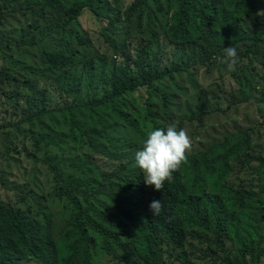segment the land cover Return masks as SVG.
I'll use <instances>...</instances> for the list:
<instances>
[{
	"label": "trees",
	"instance_id": "obj_1",
	"mask_svg": "<svg viewBox=\"0 0 264 264\" xmlns=\"http://www.w3.org/2000/svg\"><path fill=\"white\" fill-rule=\"evenodd\" d=\"M2 1L0 24L5 20ZM27 1L43 10L44 16L47 11L65 15L63 23L57 26L67 38L64 47L55 51L43 49L41 58L48 70L36 78L35 96L28 102L37 103L32 113L35 117L41 119L47 114L60 113L69 123L70 133L62 134L60 141L67 144V138L70 144L66 150L58 145L61 155L51 150L53 135L31 136L32 145L42 152L43 162L52 175L56 196L65 199L69 214L65 226L56 235L47 205L38 203L23 211L0 202V264H96L101 256L114 258L120 251L125 252L126 264H188L189 238L198 229L212 233L216 239L231 233L236 235L239 231L236 210L244 208L245 200L252 199L253 193L247 187L235 191L232 180H239L247 173L251 178L259 174L254 164H263L264 149L254 142L257 131L260 133L258 128L242 130L209 149L186 154L187 163L173 173L172 180L166 181L160 192L153 189L148 198L119 196L105 186L122 182L125 188L136 191L140 186L147 187L144 182L141 184L138 168L133 167L134 153H129L121 144L125 135L141 133L134 119L135 107L132 110L128 96L142 86L152 87L161 92L168 108V96L157 88V83L165 78L173 79L175 72L184 67L181 63L165 69L146 65L144 57L149 43L144 39H138L136 46L131 42H128L130 46L121 44L118 52L115 46L118 61L108 64L93 58L79 64H84L91 77L89 86L98 75L99 85L103 84L106 91L101 98L76 103L73 93L82 87L83 77L77 74L76 51L67 28L93 14L103 23L100 33L104 35L102 29L108 28L109 21L93 12L92 0ZM138 1L127 9L126 18L135 15L140 2L146 4L145 0ZM168 6L172 10V22L167 30L169 41L174 45L200 43L203 64L210 66L222 59L227 47L237 49L239 63L233 76L244 100L250 101L255 89L251 80L242 74L244 67L240 61H251L252 46L264 42V0H168ZM140 9L145 12L143 7ZM143 13H140L141 22ZM78 38L81 39L79 35ZM4 42H11L9 35H0L2 86L10 78L3 64ZM0 97L8 106L21 102L18 96L1 87ZM263 97L260 95L257 102ZM261 102L264 104V99ZM114 115L123 122L114 123ZM12 127L19 130L15 124ZM0 130L8 135L11 144L0 159L2 182L8 189L28 197L30 190L23 184L5 180L6 168L18 161L13 153L21 152L14 144L15 135L4 125ZM28 140L26 137L22 141V152L30 159L35 155L28 150ZM65 167H70L72 173H67ZM154 199L160 200L163 206L159 215H151L149 211ZM251 242L253 238L246 236L240 245L248 247Z\"/></svg>",
	"mask_w": 264,
	"mask_h": 264
},
{
	"label": "rangeland",
	"instance_id": "obj_2",
	"mask_svg": "<svg viewBox=\"0 0 264 264\" xmlns=\"http://www.w3.org/2000/svg\"><path fill=\"white\" fill-rule=\"evenodd\" d=\"M64 1L67 3L70 0ZM135 1L139 2L92 0L93 12L109 21L108 28L102 29L104 35L100 33L103 23L93 14L84 16L78 23H73L71 28H67L72 36L77 65L87 63L93 58L103 59L111 64L120 59L117 52L121 44L131 42L136 46L138 39H144L149 43L144 57L146 65H158L165 69L181 63L184 67V70L175 72L173 79L165 78L157 83V88L168 96V108L165 107L161 92L154 91L152 87L142 86L128 96L132 110L135 107L134 119L144 135L129 133L121 142L129 153H134L132 161H135V153L143 147L149 124L152 125V130L166 129L172 123H176L178 130L185 129L192 139L191 151L186 154L209 149L214 143L222 142L226 136L251 127L260 131L259 135L257 131L254 142L258 148L264 149V104L261 102L264 97L260 99V103L257 102L260 95L264 96V42L257 47L252 46L251 61H240L244 67L242 74L251 80L255 89L253 98L245 101L233 76L234 72H229L227 66L220 62L223 58L207 66L201 62L200 43L171 44L167 37V30L172 22V10L168 6V0H145L146 4L140 2L138 11L128 19L125 12ZM1 5L5 20L4 24H0V35H9L11 42H4L3 63L10 78L3 86L0 84V87L9 94L18 96L21 101L20 104L8 106L0 97V126L4 125L15 135L14 144H17L21 152L13 153L18 161L6 168L5 180L23 184L24 188L30 190V195L27 197L8 189L0 175V202L23 211L28 206L35 207L38 203L47 205L53 217L54 231L58 235L68 220L67 204L65 199L56 196L52 175L43 162L42 152L32 145L31 136L53 135L51 150L61 155L58 145L66 150L70 144L67 138V144L60 141L61 135L69 134L70 126L67 118L60 113L47 114L41 119L35 117L32 113L35 112L37 103L35 100L29 103L28 99L31 100L35 96L36 78L42 77L48 70L41 58L43 49L55 51L64 47L67 38L57 26L63 23L65 15L47 11V16H44L43 10L27 0H3ZM140 7L145 9L144 13ZM140 13H143L142 22ZM106 25L107 23L104 26ZM115 46H118L117 52ZM189 62H192L193 66H189ZM77 74L83 77V85L79 91L73 93L76 103L83 104L104 95L106 87L99 85L100 76L97 75L95 83L89 86L91 77L84 64L78 66ZM122 122L119 116L114 115V123ZM14 124L19 130L12 127ZM26 137L29 138L28 150L35 155L30 159L22 152V141ZM10 146L8 135L0 130V159L7 154ZM262 152L264 159V151ZM263 164H254L259 174H255L253 178L246 170L247 175L239 180H232L235 191H243L247 187L248 191L253 193L252 199L245 200L244 208L236 210V218L239 220L238 233L216 239L212 233L198 229L196 234L189 238L188 264H264ZM133 167H137L136 163ZM65 168L67 173H72L70 167ZM138 173L142 175V184L144 177L139 168ZM121 184L112 182L105 187L120 194L119 196L143 195L145 198H148L154 189L152 186H140L136 191ZM246 236L252 237L253 242L251 246L246 247L243 244L241 247L240 242ZM243 253L245 257L242 256ZM118 254L114 258L101 256L96 264H126L123 261L125 252L120 251Z\"/></svg>",
	"mask_w": 264,
	"mask_h": 264
},
{
	"label": "clouds",
	"instance_id": "obj_3",
	"mask_svg": "<svg viewBox=\"0 0 264 264\" xmlns=\"http://www.w3.org/2000/svg\"><path fill=\"white\" fill-rule=\"evenodd\" d=\"M220 62L227 66L229 72L237 71V49L232 46L225 48ZM148 129L142 149L135 153V163L143 174L145 185L160 192L165 182L172 180L173 173L187 163L186 153L191 151L192 139L185 129L178 130L176 123L168 125L166 129L155 130L149 124ZM162 207L160 200L154 199L149 204V211L151 215H159Z\"/></svg>",
	"mask_w": 264,
	"mask_h": 264
}]
</instances>
